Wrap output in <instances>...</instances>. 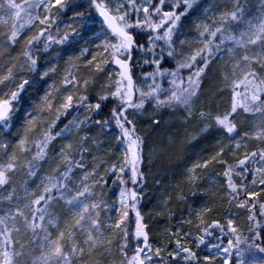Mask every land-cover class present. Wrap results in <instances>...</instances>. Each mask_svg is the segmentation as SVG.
<instances>
[{"label":"snow or ice","instance_id":"obj_1","mask_svg":"<svg viewBox=\"0 0 264 264\" xmlns=\"http://www.w3.org/2000/svg\"><path fill=\"white\" fill-rule=\"evenodd\" d=\"M0 264H264V0H0Z\"/></svg>","mask_w":264,"mask_h":264}]
</instances>
